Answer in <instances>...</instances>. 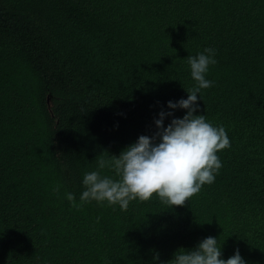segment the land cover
Listing matches in <instances>:
<instances>
[{
  "label": "trees",
  "instance_id": "1",
  "mask_svg": "<svg viewBox=\"0 0 264 264\" xmlns=\"http://www.w3.org/2000/svg\"><path fill=\"white\" fill-rule=\"evenodd\" d=\"M205 48L194 114L231 142L215 181L184 206L72 207L99 159L186 114L167 104ZM209 236L264 264V0H0V264H170Z\"/></svg>",
  "mask_w": 264,
  "mask_h": 264
},
{
  "label": "clouds",
  "instance_id": "2",
  "mask_svg": "<svg viewBox=\"0 0 264 264\" xmlns=\"http://www.w3.org/2000/svg\"><path fill=\"white\" fill-rule=\"evenodd\" d=\"M215 55V49L205 48L202 53L187 57L195 86L187 91L186 99L167 104L169 109H185L186 114L172 118L164 126L165 117H172L173 113L160 111L152 137L141 135L119 156L99 159L98 170L83 176L85 190L80 204H76L72 193L66 194L72 207L79 208L94 200L119 205L121 211H126L130 202L149 201L153 194L169 207L184 206L204 185L215 181L222 167L217 153L229 148L231 142L223 126H214L203 114H194L199 111L198 93L214 84L206 79V74L209 66L217 63ZM105 168L111 169L114 177L102 175ZM221 256L217 238L209 236L192 250L176 251L170 264H246L238 249L228 259ZM153 259H158V255Z\"/></svg>",
  "mask_w": 264,
  "mask_h": 264
}]
</instances>
